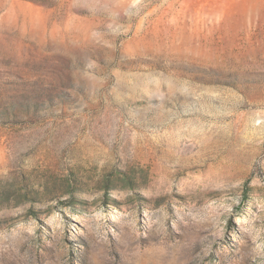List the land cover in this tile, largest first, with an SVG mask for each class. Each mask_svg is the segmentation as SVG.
I'll list each match as a JSON object with an SVG mask.
<instances>
[{
    "label": "rangeland",
    "instance_id": "1",
    "mask_svg": "<svg viewBox=\"0 0 264 264\" xmlns=\"http://www.w3.org/2000/svg\"><path fill=\"white\" fill-rule=\"evenodd\" d=\"M0 264H264V0H0Z\"/></svg>",
    "mask_w": 264,
    "mask_h": 264
}]
</instances>
